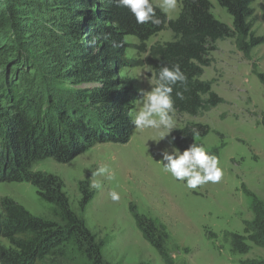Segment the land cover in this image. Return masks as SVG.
<instances>
[{"label":"trees","instance_id":"16d2710c","mask_svg":"<svg viewBox=\"0 0 264 264\" xmlns=\"http://www.w3.org/2000/svg\"><path fill=\"white\" fill-rule=\"evenodd\" d=\"M215 2L231 17V27L213 16L208 0H182L175 19L153 4L159 25L137 24L115 0H0V183L30 184L52 215L33 216L1 198L0 264H109L102 257L103 241L70 209L63 182L31 167L45 159L67 164L98 144L130 140L136 130L130 111L140 94L121 77L125 69L145 63L156 80L162 66L179 64L187 79L173 87L178 114L197 117L222 104L212 82L201 80L216 43L233 38L248 57L263 39L252 32L254 0ZM166 29L171 41L151 46L145 62L126 58L127 37L144 53L146 41ZM93 37L97 43L90 46ZM257 78L264 86L262 76ZM208 132L205 125L188 124L172 133L173 147L182 152L201 144ZM78 190L83 212L93 197L87 178ZM131 212L143 239L167 263L163 232ZM251 212L252 221L244 224L247 236L230 235L235 253H243L246 240L264 249V202L253 198Z\"/></svg>","mask_w":264,"mask_h":264},{"label":"rangeland","instance_id":"374dc122","mask_svg":"<svg viewBox=\"0 0 264 264\" xmlns=\"http://www.w3.org/2000/svg\"><path fill=\"white\" fill-rule=\"evenodd\" d=\"M208 1L213 16L231 27V17L224 9L215 0ZM152 3L160 9V0ZM252 9V32L263 43L245 57L233 38L218 41L210 54L211 66L204 69L201 78L212 82L211 89L224 101L222 104L197 117L175 112V128L159 141L155 130L136 128L126 144H98L67 164L45 159L32 165V171L52 174L63 182L70 209L103 241L102 257L109 264H240L264 260L263 248L246 240L243 253L238 254L230 241V235L247 236L244 224L253 218L252 199L264 202V86L257 78L260 75L264 79V0H254ZM178 13L164 14L175 19ZM171 39V32L163 30L146 41V52L139 53L135 48L138 41L127 37L130 47L126 58L145 62L151 46ZM121 77L127 78L139 94L149 91L156 81L145 63L125 69ZM141 107L137 101L130 111L132 118ZM188 124L209 129L200 142L219 158L224 171L219 183L209 182L193 190L163 171L161 152L171 151L172 133ZM100 165L109 167L112 179L93 175ZM86 178L90 184L101 181L102 188L90 187L93 197L80 212L78 183ZM112 191L120 194L118 202L111 200ZM1 198L12 199L33 216L52 218L51 207L38 199L28 183H0ZM132 209L154 221L163 232L167 263L143 239Z\"/></svg>","mask_w":264,"mask_h":264},{"label":"clouds","instance_id":"9594fccd","mask_svg":"<svg viewBox=\"0 0 264 264\" xmlns=\"http://www.w3.org/2000/svg\"><path fill=\"white\" fill-rule=\"evenodd\" d=\"M115 2L117 6L127 8L137 24L159 25L161 23L152 0H115ZM181 4L182 0H160L159 7L164 13L171 14L177 12ZM96 43V37L89 42L90 46ZM186 79L179 64H173L170 67L162 66L156 74L155 86L149 91H140L139 103L142 107L133 116V125L141 131L155 130L158 135L157 141L164 139L175 128L173 87L178 82H185ZM179 95L180 93H177V96ZM194 135L199 136V132H194ZM171 142L170 140L169 143ZM161 156L163 171L170 173L177 181L186 182V187L189 189H198L209 182L217 184L224 176V171L219 166V158L210 154V151L202 144L192 143L182 152L173 147L170 152L163 150ZM93 175L104 176L107 179L113 178L107 165L98 166ZM90 187L100 190L102 182L93 181ZM109 195L114 202L121 199L116 191L110 192Z\"/></svg>","mask_w":264,"mask_h":264}]
</instances>
